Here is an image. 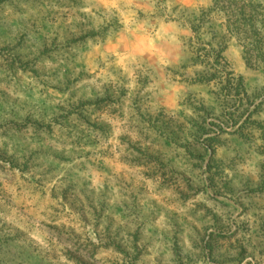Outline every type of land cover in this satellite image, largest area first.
Returning a JSON list of instances; mask_svg holds the SVG:
<instances>
[{
    "label": "rangeland",
    "instance_id": "obj_1",
    "mask_svg": "<svg viewBox=\"0 0 264 264\" xmlns=\"http://www.w3.org/2000/svg\"><path fill=\"white\" fill-rule=\"evenodd\" d=\"M213 5L0 0V264H264V65Z\"/></svg>",
    "mask_w": 264,
    "mask_h": 264
},
{
    "label": "trees",
    "instance_id": "obj_2",
    "mask_svg": "<svg viewBox=\"0 0 264 264\" xmlns=\"http://www.w3.org/2000/svg\"><path fill=\"white\" fill-rule=\"evenodd\" d=\"M213 3V8L201 15L194 32L199 33L212 18L221 16L226 32L243 42L247 65L253 68L264 65V3L253 0H213Z\"/></svg>",
    "mask_w": 264,
    "mask_h": 264
}]
</instances>
